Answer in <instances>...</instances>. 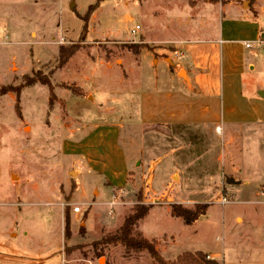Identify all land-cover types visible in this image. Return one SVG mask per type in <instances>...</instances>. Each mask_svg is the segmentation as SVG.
I'll return each instance as SVG.
<instances>
[{
  "label": "rangeland",
  "instance_id": "1",
  "mask_svg": "<svg viewBox=\"0 0 264 264\" xmlns=\"http://www.w3.org/2000/svg\"><path fill=\"white\" fill-rule=\"evenodd\" d=\"M217 1L104 0L89 17L86 42H82L85 23L79 16H85L97 0H0V87L22 86L21 114L15 109V93L0 98V264H159L148 252L103 243L119 231L137 204L150 211L137 223L134 235L154 242L166 263L193 264L178 259L186 253H202L211 264H251L230 261L228 256L218 262L207 253L219 251L224 240L225 244L239 242L247 249L264 239V206L242 201L237 189L224 180L203 187L205 202L182 199L178 176L164 183V179L154 182L151 174L140 175L137 181L131 178L127 187L112 192L100 176L83 175L77 189L76 163L67 154L73 148L69 141L76 125L82 127L87 116L94 114L90 110L87 114V107L96 104V108L114 109L118 86L125 88L122 78L138 86L132 83L138 76H131L124 62L139 60L131 51L134 45L151 46L144 42L145 32L155 41L184 35L181 27L170 24L171 14L197 4L206 13L208 4L226 2ZM256 2L245 0L244 10L252 9ZM137 26L141 31L133 35ZM62 47L76 49L63 67L59 64ZM146 50L140 57L144 77L153 75L152 62L157 58ZM161 59L159 71L168 68L166 58ZM24 76L50 78L53 93L42 84L26 86ZM255 83L262 88L264 76ZM87 95H91V103L77 102ZM125 99L130 103L132 98ZM237 107L239 111L253 108L264 116V97L251 103L240 101ZM115 118L116 114L105 115L99 124L114 125ZM259 134L260 138L249 139L239 134L231 148L241 163L264 168V128ZM104 147L115 151L116 137L109 136ZM223 198L229 203L224 205ZM173 205L189 210L207 205L209 209L187 226L164 211ZM77 206L82 209L79 215L74 213ZM237 215L244 217L245 224L236 225ZM255 231H259L256 236L251 233ZM196 250L204 252H185Z\"/></svg>",
  "mask_w": 264,
  "mask_h": 264
},
{
  "label": "crops",
  "instance_id": "2",
  "mask_svg": "<svg viewBox=\"0 0 264 264\" xmlns=\"http://www.w3.org/2000/svg\"><path fill=\"white\" fill-rule=\"evenodd\" d=\"M244 3L245 0H226L208 4L206 13L198 10L203 7L199 4L174 11L170 24L181 27L184 35L155 41L145 32L144 42L151 49L156 46L152 50L157 57L152 62L153 75L144 77L140 67V57L146 49L138 61L125 60L127 72L138 76L132 82L138 86L122 78L126 89L118 86L114 109L96 108V104L87 107V114L88 110L94 114L87 116V124L76 125L72 131L74 138L69 142L73 148L69 147L67 154L76 163L77 189L83 175L100 176L112 192L127 187L131 178L137 181L140 175L151 174L154 182L164 179V183L178 176L182 199L205 202L203 187L224 180L237 189L242 201L264 206V168L256 163H241L231 148L237 135L243 139L259 137L264 128V116L258 111L237 109L240 101L251 103L264 97V86L255 83L264 76V50L258 47L264 34V0H257L250 10H244ZM171 6L175 7V3ZM160 45L164 48H158ZM161 57L166 58L168 68L159 71ZM147 82L148 91L144 89ZM127 96L132 98L130 103ZM84 98L79 97L77 102L91 103V95ZM253 110L255 113L250 114ZM115 114L114 125L99 124L104 122L99 118ZM111 135L116 137L115 151L104 147ZM94 194L98 196L99 192ZM164 211L171 215L170 207ZM234 220L237 226L245 224L243 216L237 215ZM251 233L256 236L259 231ZM254 245L244 249L239 242L225 244L224 240L218 253H207L218 262L227 256L239 263L264 262V239Z\"/></svg>",
  "mask_w": 264,
  "mask_h": 264
},
{
  "label": "trees",
  "instance_id": "3",
  "mask_svg": "<svg viewBox=\"0 0 264 264\" xmlns=\"http://www.w3.org/2000/svg\"><path fill=\"white\" fill-rule=\"evenodd\" d=\"M102 1L104 0H97V2L94 5L89 7L88 12L86 13L85 16H79L81 19H83L85 23L83 27V33H82V35L84 36V40L82 42H86L85 36L88 31L89 17L91 16L92 12H94L98 8L100 2ZM251 1L254 2L255 0H251ZM216 2L218 1L215 0V3ZM144 49H148L152 51V49L148 45H145V44H142V45L138 44V45H134L133 47H131V51L136 56H139L141 54V51ZM75 53H76V49H73V48L68 49L65 47L60 48V55H59L60 66L63 67L67 65V63L69 62V60L72 58V56ZM24 83L26 86L42 84L44 86H48L51 93H53L54 91V86L50 78L38 79L36 77L31 78L28 76H24ZM21 92H22L21 85L20 86L6 85V86L0 87V98L9 93H15L16 95L15 109L18 115L21 114V107H20ZM208 209H209V206L207 205L197 206L196 210L186 209L182 205H173L171 206V215L175 218L181 219L185 225L191 226L196 221H198L201 216H205ZM149 211H150V208L144 205L137 204L134 207V212L126 217L119 231L115 235L107 237V239H105L103 243L109 244V245L110 244H113V245L122 244L123 246H125L127 250H132L136 252H148L149 255L157 263L168 264L162 259L156 247V244L154 242H151L144 237L134 235L135 226L137 225L139 221L145 219L148 216ZM70 227H71L70 220L67 219L66 220V231L67 232L70 231ZM205 258L206 257L202 253H197L196 255L186 253L185 255H183V257L182 256L179 257L178 261L179 262L186 261V262H191L193 264H211L210 262H206Z\"/></svg>",
  "mask_w": 264,
  "mask_h": 264
},
{
  "label": "built area",
  "instance_id": "4",
  "mask_svg": "<svg viewBox=\"0 0 264 264\" xmlns=\"http://www.w3.org/2000/svg\"><path fill=\"white\" fill-rule=\"evenodd\" d=\"M140 30H141V27H140V26H137V27L132 31V34H133V35H136V34H138V32H139ZM247 47H250V46L247 45ZM258 47H259V49L264 50V40H260V41H258ZM220 131H221V128H220V127H217V132L220 133ZM222 203L225 205V204H228L229 201H228V199L223 198ZM81 211H82V209H81V207H79V206H77V207L74 208V213H76V214L81 213Z\"/></svg>",
  "mask_w": 264,
  "mask_h": 264
},
{
  "label": "water",
  "instance_id": "5",
  "mask_svg": "<svg viewBox=\"0 0 264 264\" xmlns=\"http://www.w3.org/2000/svg\"><path fill=\"white\" fill-rule=\"evenodd\" d=\"M75 5H72V8L74 7Z\"/></svg>",
  "mask_w": 264,
  "mask_h": 264
}]
</instances>
